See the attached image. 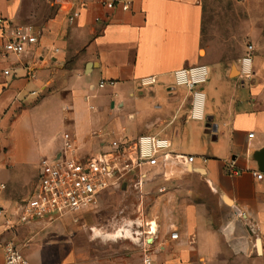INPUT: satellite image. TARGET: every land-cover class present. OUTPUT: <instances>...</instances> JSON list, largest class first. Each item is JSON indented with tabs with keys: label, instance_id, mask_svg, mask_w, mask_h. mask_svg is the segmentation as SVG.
Returning <instances> with one entry per match:
<instances>
[{
	"label": "crops",
	"instance_id": "0c3cea01",
	"mask_svg": "<svg viewBox=\"0 0 264 264\" xmlns=\"http://www.w3.org/2000/svg\"><path fill=\"white\" fill-rule=\"evenodd\" d=\"M242 1L250 15H264L254 0ZM70 2L80 11L73 24ZM53 5L37 45L19 57H0V207L12 209L31 196L40 161L60 154L65 132L82 157L109 152L114 140L165 138L169 168L143 170L141 190L147 201L153 198L152 240L143 249L99 252L67 215L14 232L0 220V241H13L31 264H264V178L255 176L264 175L257 162L264 150V55L254 51L247 74L241 62L247 45L234 61L205 47V0ZM24 8L25 0H0V46L10 26L35 18L32 12L25 18ZM52 46L60 51L50 55ZM39 57L44 65L34 66ZM27 65L37 72L34 82ZM197 67L207 70L203 85L176 84V71ZM151 77L153 85L141 86ZM34 180L32 193L19 200Z\"/></svg>",
	"mask_w": 264,
	"mask_h": 264
},
{
	"label": "built area",
	"instance_id": "2783aa9c",
	"mask_svg": "<svg viewBox=\"0 0 264 264\" xmlns=\"http://www.w3.org/2000/svg\"><path fill=\"white\" fill-rule=\"evenodd\" d=\"M77 3H69V24H73L80 15ZM108 6L112 7L113 4L109 3ZM43 32V28L33 26H10L8 35L0 46V57L7 59L10 55L19 57L25 54L38 44ZM47 50L50 55L60 51L54 46ZM254 51V46L248 44L247 52L241 59L243 70L247 74L252 73ZM44 63V58L39 57L33 65L41 67ZM3 74L12 76L13 72L4 69ZM26 77L29 82L37 80V72L31 65L26 66ZM174 79L177 85L196 89L207 81V70L205 67L178 70L174 73ZM155 82L156 78H147L141 81V86L153 85ZM169 146V141L165 138L142 135L135 141L114 140L110 143L109 152L82 157L77 152L72 135L65 132L60 154L53 159L45 158L40 161L38 182L31 196L12 209L0 207L4 231L14 232L19 226L36 220L47 218L52 221L91 208L110 188L120 187L122 184L126 187L133 183L141 188L145 179L143 170L169 168ZM186 161L193 163L194 156L187 157ZM255 176L259 180L264 178L261 173H255ZM4 189L5 185L0 184V191ZM170 237L177 240L179 234L172 231ZM0 250L3 252L4 264H31L11 240L0 241Z\"/></svg>",
	"mask_w": 264,
	"mask_h": 264
},
{
	"label": "rangeland",
	"instance_id": "374dc122",
	"mask_svg": "<svg viewBox=\"0 0 264 264\" xmlns=\"http://www.w3.org/2000/svg\"><path fill=\"white\" fill-rule=\"evenodd\" d=\"M54 1L25 0L23 16L28 19L32 12L35 13V18L22 22L21 26H41L53 16L52 12L56 7L53 5ZM261 2L262 4L257 5L254 0V9L264 10L263 0ZM205 3L208 10L203 42L205 47L212 49L218 57L230 61L242 56L248 44L254 46L256 55H264V15H250L247 4L242 0H205ZM213 67L211 65V68ZM191 181L199 182L200 179L194 178ZM36 182L37 180H34L30 190L21 195L19 200L32 193ZM144 194V190L133 183L127 184L126 187L122 184L105 192L95 206L67 216H72L74 224L90 234L93 242L100 247L99 252H102L103 248L107 252H113L115 249L136 251L138 248L143 249L147 239L152 240L149 235L151 229L147 223L152 220L153 198L150 197L147 201ZM122 229H130L133 238L111 237Z\"/></svg>",
	"mask_w": 264,
	"mask_h": 264
},
{
	"label": "bare ground",
	"instance_id": "6f19581e",
	"mask_svg": "<svg viewBox=\"0 0 264 264\" xmlns=\"http://www.w3.org/2000/svg\"><path fill=\"white\" fill-rule=\"evenodd\" d=\"M154 229V226L152 225V230ZM113 235V236H112ZM111 237L113 238H121V237H131L132 236V232L130 231V229H122L117 231L116 233L112 234Z\"/></svg>",
	"mask_w": 264,
	"mask_h": 264
},
{
	"label": "water",
	"instance_id": "95a60500",
	"mask_svg": "<svg viewBox=\"0 0 264 264\" xmlns=\"http://www.w3.org/2000/svg\"><path fill=\"white\" fill-rule=\"evenodd\" d=\"M257 162L259 170L264 173V150L260 152L259 156L257 157Z\"/></svg>",
	"mask_w": 264,
	"mask_h": 264
}]
</instances>
